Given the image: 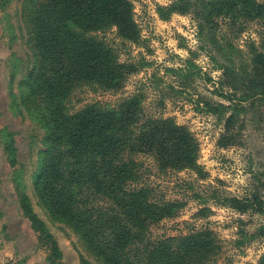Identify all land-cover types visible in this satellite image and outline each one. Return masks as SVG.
Segmentation results:
<instances>
[{"label": "rangeland", "instance_id": "rangeland-1", "mask_svg": "<svg viewBox=\"0 0 264 264\" xmlns=\"http://www.w3.org/2000/svg\"><path fill=\"white\" fill-rule=\"evenodd\" d=\"M127 1L135 37L120 36L115 26L92 35L126 65L120 83L76 86L68 111L116 108L138 96L140 124L157 119L184 130L192 169L161 171L151 153L133 155L141 185L157 203L175 205L148 227V239L204 236L214 254L203 264H264V98L253 96L264 81V17L242 16L238 8L227 14L224 0L206 10L201 3L210 0ZM27 2L0 0V264H53L21 209L19 190L57 244L54 264H106L37 189L49 140L21 86L32 63ZM3 128L16 135L14 166L2 148Z\"/></svg>", "mask_w": 264, "mask_h": 264}, {"label": "trees", "instance_id": "trees-1", "mask_svg": "<svg viewBox=\"0 0 264 264\" xmlns=\"http://www.w3.org/2000/svg\"><path fill=\"white\" fill-rule=\"evenodd\" d=\"M214 2L201 3L202 8H215ZM223 6L227 14L238 8L242 16L264 17V0H224ZM26 8L32 63L21 86L28 110L47 131L49 142L41 152L36 185L52 212L69 222L106 264H203L214 254L207 237L148 239V227L167 210L173 212L175 205L153 199L151 190L139 182L142 174L133 159L140 150L151 153L161 171L172 166L192 169L185 131L157 119L140 124L138 96L116 108L94 104L74 113L67 108L76 86L114 88L120 83L126 65L92 35L115 26L120 36L135 37L129 2L28 0ZM253 96L264 98V81L256 85ZM223 108L216 106L221 112ZM134 127L139 131L136 137ZM1 136L8 163L14 166L16 135L3 128ZM18 194L21 209L54 264L60 256L55 240L33 212L28 195L21 190Z\"/></svg>", "mask_w": 264, "mask_h": 264}]
</instances>
